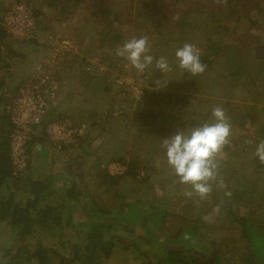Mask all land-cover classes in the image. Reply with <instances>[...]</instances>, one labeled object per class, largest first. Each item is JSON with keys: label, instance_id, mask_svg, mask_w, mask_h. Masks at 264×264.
<instances>
[{"label": "rangeland", "instance_id": "rangeland-1", "mask_svg": "<svg viewBox=\"0 0 264 264\" xmlns=\"http://www.w3.org/2000/svg\"><path fill=\"white\" fill-rule=\"evenodd\" d=\"M71 1L68 8L73 10V13L69 12L67 19L62 20L59 11L48 7L45 0H34V5L40 6V9L42 7L44 16L40 19L45 20L47 27L52 28L62 38L71 40L73 50L56 58L54 63V53L50 46H39L35 58L33 52H30L31 49L23 46L30 57L26 60L10 59L13 66L5 68L1 73L9 75L13 68L14 73L7 79L8 87L13 92L18 88L20 81L31 75L37 61L53 58L54 68L61 71L62 75H59L62 86L58 93L59 98L53 105L57 108L54 115L62 111L65 116H70L78 123L91 125L89 115L93 111L98 113L94 119L98 117L99 126L91 125L86 142L77 148L65 147L66 149L60 150L61 156L65 158L73 156L63 164L66 168L71 166L70 161L77 160L78 156L84 154L85 160L78 169L77 176L80 178V173H84L88 187L85 192L87 195L92 197L97 191L93 177L98 170L95 167L100 165L113 174L119 171L118 166L112 165L123 163L113 159L114 157L127 153L129 158L138 157L154 165L149 171L150 183L147 186L142 188L132 180L122 179L120 191L124 192L122 189H126V192L143 198L148 195L152 209H160L162 213H166L164 230L159 232L157 244L150 246L144 242L140 243L141 248L124 251L120 247L116 252L114 249V255L110 259H104L102 264H145L149 252L167 263L170 254L167 255L163 251L174 246L166 243L169 240H177L184 229L191 230V227L200 229L206 246H211L212 241L216 242V245L223 244L222 248L236 246V256L231 260L241 261L243 249L247 248L246 242L241 240V228L232 220L233 216L229 213L231 211L220 212L217 216L218 212L214 209L226 200L231 201L235 195L233 192L239 189L244 200L241 205L246 207H241L240 212L250 214L258 221L264 220V164L260 163L254 154L256 146L264 140V5L252 10V21L237 23L234 19H223L216 22L207 20L204 24L194 21L193 23L202 28L194 26L192 29L179 30L175 28V24L181 18L180 11L186 8L184 0L177 1L178 3H175L176 0H162L156 7L158 17L161 18V24L157 27L152 20V17L155 18L154 10L148 9L142 3L143 0ZM74 1L80 2L77 8L73 6ZM5 2L11 8L16 0ZM141 11L145 13L143 16L138 14ZM96 12L99 15H96ZM199 12H195L196 19L201 18L198 16ZM142 36L148 37L149 54L154 58L166 57L172 71L162 74L154 67V59L153 66L143 74H138L128 61L115 54L117 47L122 46L126 40ZM208 36L218 41L225 49L209 58L210 62L202 74L192 76L180 70L176 65V49L185 43H191L199 52H203L205 44L210 43ZM39 38V41L45 43L48 39L44 36ZM242 56L252 59L256 64L255 68L250 67L251 70L255 69L252 78L248 79L245 74H233L234 67L239 64L237 61ZM33 58L31 63L27 62ZM227 61L230 65H227ZM84 62L90 74L95 75L91 85L88 84L91 78L84 79L85 77L81 76L84 75ZM106 87H110L107 92L104 91ZM215 106L223 107L229 117L231 135L229 143L225 146L230 147L224 146L217 156V178L211 181V193L204 199L196 195L189 198L184 193L191 190L190 185L179 183L173 175L166 162L165 151L161 147L162 140L177 131L186 132L210 122L211 110ZM117 113L119 114L114 117ZM138 120L146 125L145 132L139 131L135 123ZM103 127L105 129H102ZM45 156L46 154L42 155ZM97 158L99 160L96 163ZM47 171L50 172L48 169ZM144 174L145 170L140 177ZM67 175L69 173L65 172L64 176ZM66 177L59 181L58 188L62 191L66 190L64 186L67 188L70 185ZM129 193L125 194L129 197ZM118 197L112 192L111 195L106 194L102 202L114 205ZM133 198L131 195V198L120 200L122 206L128 208L130 215L135 216L139 214V207L135 202H131ZM78 210L80 209L77 205H71L62 210V214L67 217L74 212L73 215L76 216L78 214L75 211ZM204 217L208 219L205 220ZM158 219L159 215L155 218L156 222ZM37 231L29 242L31 250L41 240L45 247L57 249L67 255L71 254L70 241H76L77 235H82L81 229L78 231L76 227L49 232ZM89 232L90 230L83 229L82 233ZM141 232L145 233V230L142 229ZM152 234L155 236L156 232ZM150 235L148 238L151 240L153 235ZM188 235L185 233L184 237L190 238ZM254 235L259 248H264V236L256 231ZM16 238V232L6 222H0V259H4L2 255L8 249L15 250ZM126 238L131 239L128 236ZM182 242L179 241L180 244ZM162 245L168 247L162 248ZM142 247L147 249V252ZM187 247L193 246L190 244ZM28 263L33 264L27 258L19 259L18 262Z\"/></svg>", "mask_w": 264, "mask_h": 264}, {"label": "trees", "instance_id": "trees-1", "mask_svg": "<svg viewBox=\"0 0 264 264\" xmlns=\"http://www.w3.org/2000/svg\"><path fill=\"white\" fill-rule=\"evenodd\" d=\"M17 1L19 0H16V2ZM45 1L47 2V5H49L48 7L59 11L61 20L65 19L69 12L73 11L68 8L69 2H72L71 0ZM177 1L182 0H176L175 3H178ZM184 1L186 8H183L180 11L181 18L175 24V28H178L179 30H185V28L192 29L194 26L202 28L200 25L193 23L194 21L203 24L207 20L216 22L223 19H234L237 23L243 22L244 20L252 21V10L264 5L263 0ZM162 2V0L142 1L148 9L151 10L152 8L154 10V13H152L155 18L151 17L154 25L156 24V27L161 24L159 22L161 18L158 17L159 12L156 7ZM32 3L34 15L38 19L35 33L31 39L20 41L14 38L2 24L4 15L9 9V5L5 0H0V222H6L17 234L15 250L12 251V249H8L2 255L4 259H0V264H18L19 259L22 258H27L29 261L33 262V264H35V262L36 264H102L104 259H110L114 255V249L116 252L120 247H122L124 251L136 247L141 248L140 243L144 242L150 246L155 243L157 244V240H159V232L164 230V217L166 213H162L160 209H157L156 211L155 209H152V204H149L150 197H148V195L143 198L135 193L130 194L129 192H126V189H122L124 192L120 191V183L122 179L132 180L134 183L140 184L142 188L147 186V184L150 183L149 171L154 168L152 163L145 162L138 157L129 158V154L126 153L122 154L120 157L113 158L117 161H121L126 166V171L122 174L113 175L107 168H101L99 165L97 172L94 174L95 176H93L95 177L97 191L96 193L94 192L91 197L85 193L88 187L85 184L84 174L82 173L83 175H81L80 178L77 177L74 179V176H76V169L74 167L78 165L82 158H85V156H78L77 160L69 162L70 164L72 162L69 168H66V165H63L65 172L69 173L71 178L68 179L70 184L69 187L66 188V186H64L66 190L62 191L58 186H54L56 180L60 179L61 174H52L51 176H48L47 180L41 179V177L37 178L33 175L34 167L32 160L34 153L32 151V146H38L39 141L46 142L48 139L45 130H42L41 134H36L30 143L28 149L30 155L28 170L20 176H17L14 173L13 161L10 154V139L14 126L11 122V114L8 106L16 96L19 88L23 85V81L28 76L20 81L18 88L12 92L8 87L7 79L14 73V70L12 71L13 68H11L9 75L1 72L5 68L13 66L10 59L20 58L26 60L27 57H30L29 53L25 52L23 46H28V48L31 49L30 52H33V57L35 58L39 46L48 47V41L50 39L62 38L60 35L56 34L52 28L45 25L44 19H40L41 16H44L42 7L40 9V6L34 5V0H32ZM79 5L80 2H73L74 8H77ZM196 11H200L198 15L201 16L200 19L194 17ZM95 14L99 15L97 12ZM138 14L143 16L145 13L141 11ZM41 36L48 37L46 43L39 41V37ZM208 39L210 40V43L205 44L203 52H199L201 62L205 65H208V62H210L209 58L214 54L216 55L219 53L222 49H225L218 41L214 39L212 40L210 36H208ZM34 58L32 60L29 59L27 62L31 63ZM237 62H239L238 65L235 66L234 64V75L241 76L242 74H245L248 79L255 75V69L251 70L252 68H250H255L256 65L253 63L252 59L242 56ZM227 65H230L228 61ZM83 66L84 75L81 76L83 78L85 77L84 79L91 78L88 81V84L91 85L92 79L95 75L90 74V71H88L89 69H86L85 62ZM57 73L61 75V71L59 72L57 70ZM107 90H110V87L104 89L106 92ZM56 109L57 108L55 107L50 108L48 115L43 122L44 127L49 122L60 119L65 115L62 111H59L54 115V110ZM118 114L119 113L115 114L114 117ZM96 115H98V113L95 111L89 115L93 127L96 125L99 126L97 124L98 117H95L94 119V116ZM135 123L138 125L140 132L146 131V125L141 124V120H138V122L136 121ZM102 129L105 128L103 127ZM84 140L82 143L86 142L88 139ZM225 147L227 148L230 146L227 145ZM116 153L117 152H115V154ZM80 154L82 155V152ZM68 160L71 159L64 160L63 164L68 162ZM143 169L145 170V174L143 177H140L144 172ZM62 174H65L64 171ZM66 178H68V176ZM50 186L52 187L50 188ZM114 186L117 187L114 188ZM112 192H114L117 197L119 195L116 204L108 205V203H103L104 196L106 194L111 195ZM59 193L60 195H58ZM125 193H129L130 196L128 197ZM233 193L235 195L232 194L233 197L231 201L227 202L226 200L223 204L218 205L219 212L217 213V216L220 212L228 213L231 211L229 213L233 216L232 220L241 228V240L246 242L247 246L246 249H243L241 261L233 262L231 260L232 257L235 258L236 256V251L234 250L236 246L229 249L225 246L222 248L223 244L216 245V242L214 241L210 243L211 246H206L204 238L202 237V232L200 233L199 231L200 229L191 227V230L184 229L180 233V238L177 240H169L166 243L167 245L174 246L173 248L162 245V248L168 247L163 252H166L167 255L170 254L167 263L160 259L159 256H155V254L149 252L145 264H264V248H259V245L254 239V231L264 236V220L258 221L245 212H243L245 214H242L240 212L242 209L241 207H245L241 205V203L244 202L243 194L239 189H236ZM131 195L134 197L131 202H135L139 207V214H135V216L130 215L128 208L122 206L120 200L121 198H131ZM226 197L228 198V196ZM71 205H77L79 207L80 210L75 211L78 215L74 216V212H71L65 217L62 214V210L67 209ZM158 215L159 219L156 222L155 218ZM67 227H76L78 231L80 228L82 234L80 237L77 235L78 239H75L76 241H70L71 254L67 255L61 253L57 249L51 250L50 248L45 247L41 240H39L35 248L31 250L32 248L29 242L35 233L38 232L37 230H45L49 232L50 230L67 229ZM83 229H88L90 232L84 234L82 233ZM142 229L145 230V233L141 232ZM154 232H156L155 236L152 234ZM185 233H187V235L189 234L188 236L190 238H185ZM149 235L150 237L153 235L151 240L148 238ZM124 236H128L131 239H127ZM179 241L183 242L180 244ZM190 244H192L193 247L188 248L187 246ZM143 250H146L147 252V249ZM192 250L195 251L192 252ZM135 259L137 258L135 257Z\"/></svg>", "mask_w": 264, "mask_h": 264}, {"label": "built area", "instance_id": "built-area-1", "mask_svg": "<svg viewBox=\"0 0 264 264\" xmlns=\"http://www.w3.org/2000/svg\"><path fill=\"white\" fill-rule=\"evenodd\" d=\"M37 21L32 0H19L5 13L2 24L14 38L26 41L34 36ZM48 45L53 50L54 61L53 58L37 61L32 75L23 81V85L8 106L14 126L10 139V154L14 173L17 176L23 175L28 170L30 143L36 134H41L42 130H45L51 143L61 150L65 147L77 148L84 139H88V130L92 127L90 123H78L65 115L44 127V119L56 103L55 100L59 98L58 93L62 86L61 77L54 68L53 62L73 50L72 42L67 37L50 39ZM112 166H118L119 171L116 174L126 171L124 164L118 163Z\"/></svg>", "mask_w": 264, "mask_h": 264}, {"label": "clouds", "instance_id": "clouds-1", "mask_svg": "<svg viewBox=\"0 0 264 264\" xmlns=\"http://www.w3.org/2000/svg\"><path fill=\"white\" fill-rule=\"evenodd\" d=\"M150 53L147 36L132 37L122 46L117 47L115 54L128 61L138 74L153 66L162 74L172 71L166 57L154 58ZM177 67L192 76L204 73L206 65L201 62L199 50L191 43H185L175 51ZM167 83V82H165ZM163 83V84H165ZM212 120L189 131H177L174 135L162 140L161 147L165 151L166 162L181 184L190 185L186 197L198 196L206 198L212 191L211 181L217 178V156L229 143L231 124L226 110L215 106L211 110ZM255 156L264 164V140L255 149ZM219 212V207L214 209ZM205 220L208 217H204Z\"/></svg>", "mask_w": 264, "mask_h": 264}, {"label": "crops", "instance_id": "crops-1", "mask_svg": "<svg viewBox=\"0 0 264 264\" xmlns=\"http://www.w3.org/2000/svg\"><path fill=\"white\" fill-rule=\"evenodd\" d=\"M33 148H34L33 153L35 152V156H33V160H32V164H33V167H34L33 168V175H35L37 178L41 177V179L47 180L48 176H51L52 174H55V173H58L59 175L61 174L60 179L56 180L57 184L55 182V185H54V186H58L59 187V185H60L59 181H61L62 176H64L62 174V172L64 171V173H65V169L63 168V162L66 159H72L73 156H70L69 158H65V157L61 156L60 149L58 151V149L51 143L49 138L46 140V142L45 141H43V142L39 141V145L38 146L37 145H33L32 149ZM64 149H66V148H64ZM110 150H113V148H110ZM107 151L108 150H106V152ZM45 154H46V156L42 157V155H45ZM83 156H84V154H83ZM74 157H75V155H74ZM43 158H44V160H43ZM84 160H85V158H82L80 160L79 164L76 167H74L76 169V176H74L75 177L74 179H76L78 177L77 176L78 169L81 168L80 166H82V164H83L82 162ZM98 160H99V158L96 159V163H97ZM98 167H99V165L97 167H95V168L97 169ZM37 168H40L41 170L38 171ZM47 169L50 170V172H48ZM44 171H46L47 173H45ZM83 174L81 172L80 173V177ZM67 176H68V179L71 178L70 175H67ZM93 176H95V175H93ZM51 187L52 186H50V188Z\"/></svg>", "mask_w": 264, "mask_h": 264}]
</instances>
